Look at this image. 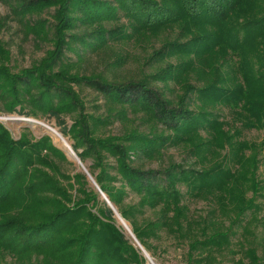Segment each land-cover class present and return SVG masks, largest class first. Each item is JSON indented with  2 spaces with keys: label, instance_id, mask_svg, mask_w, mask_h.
I'll return each instance as SVG.
<instances>
[{
  "label": "trees",
  "instance_id": "16d2710c",
  "mask_svg": "<svg viewBox=\"0 0 264 264\" xmlns=\"http://www.w3.org/2000/svg\"><path fill=\"white\" fill-rule=\"evenodd\" d=\"M0 1V29L14 21L53 44L14 69L0 37V111L66 123L148 251L165 234L186 264H264V138L244 137L264 132V0ZM161 32L171 37L123 76L129 55L114 46ZM92 56L103 70L82 71ZM85 90L103 100L92 112ZM117 122L119 133L107 130ZM170 148L183 162L166 158ZM53 155L67 158L50 135L15 138L0 122V264H146L87 174L64 173ZM202 200L206 210H193Z\"/></svg>",
  "mask_w": 264,
  "mask_h": 264
},
{
  "label": "rangeland",
  "instance_id": "374dc122",
  "mask_svg": "<svg viewBox=\"0 0 264 264\" xmlns=\"http://www.w3.org/2000/svg\"><path fill=\"white\" fill-rule=\"evenodd\" d=\"M7 13H8L7 6L3 2L0 1V17L6 15ZM43 17L50 19V13H44ZM169 36L171 37V35L168 32H161L151 37H148L147 39H144L142 42H134L130 44H122V45L114 46L117 50L127 49V52L129 55L130 63H128L125 69H123L122 75L130 76L129 73L134 72L135 69H137L138 66H140L139 64H141V60L139 58L142 55L146 54L147 52L152 51L154 48H158L160 44L163 42V40H165ZM0 37H2L8 43V46L11 49V52H12L11 65L14 67V69H19L22 67H29L34 60L42 58L46 54V51L48 49L53 48V44L48 41L37 43L33 37V34L28 35L26 37L22 29L20 28V26L14 21L9 22L8 27H2L0 29ZM68 56H72L73 59H76V55L72 51H68ZM101 64H102L101 57L98 58V57L92 56V58H90L89 60L81 62L79 68L82 71H85V70L101 71L103 70V65L101 66ZM194 80L195 78H193V82H195ZM84 95H85V99L87 100L86 101L87 109L90 112L95 110V107H94L95 104H99V103L102 104L103 102L102 99L97 98L96 93H93L89 90H85ZM100 111L102 112L103 109H101ZM223 111L224 113H227L228 109H223ZM230 115L229 116H230V120H231L233 127L235 125H239L238 123H236V120L234 119L233 114L230 113ZM130 116L131 118L133 117L135 119L134 114H130ZM135 120H137V118ZM66 121L69 124L71 123V120L69 117L66 118ZM0 122H3L9 128V130L12 132L15 138H19L20 134L27 129L31 136H35L37 138L45 134L50 135L53 139L54 144L57 147L64 150L67 156V158H60L59 156L53 155V158L57 162V164L60 166V169L64 173L70 174V175H73L76 172H84L87 174V172L83 168V166H85L89 170L87 165L83 161L82 163H80L79 161L75 160L72 156H70L65 146L61 142H59L54 136H52L41 124L45 122V124H48L56 128L57 130H59V132L64 136V138L67 140L69 145L72 147V140H70L68 136L64 135V132L66 130V127H65L66 123L64 124L63 122H60L57 118L53 116L50 118L43 117L41 119L34 118L32 116H28L27 114L20 113L18 110L12 113H6V112L0 111ZM139 124L140 123L138 121L134 123V125H138V126ZM121 128L122 126H120V124L117 122L114 125H109L107 130H110L115 133H119ZM244 137L246 138V140H249V141L261 142L264 138V132L253 128V129L245 130ZM168 156L169 158L171 157L177 162H183V159L185 158V152L181 149L179 150L177 148H170L168 151H166V158ZM148 167L157 168L158 162L157 161L149 162ZM259 174H260V177L264 179V163H262L260 166ZM87 176L90 179L93 186H95V188L98 189L88 174ZM100 196H101V199L105 201L101 193H100ZM191 207L193 210L203 212L207 208V203L203 200L202 201H192ZM259 216L264 218V210L260 212ZM116 217L118 218L120 224H122V220L119 218L117 214H116ZM126 224L130 227L132 231L131 225L128 222H126ZM124 228H125L127 235L133 241V244L137 248L140 249L141 253L144 254V256H145V253L149 255V258L145 256V258L147 259L146 264H151L152 260L158 264H186L185 257H184V247L177 244L172 238H169L164 234L162 238L155 240L156 248H153L151 249V251H148L140 243V241L136 238L133 231H132L133 233L132 235L125 226ZM258 231H259L258 232L259 240L264 239L263 225H259Z\"/></svg>",
  "mask_w": 264,
  "mask_h": 264
},
{
  "label": "water",
  "instance_id": "95a60500",
  "mask_svg": "<svg viewBox=\"0 0 264 264\" xmlns=\"http://www.w3.org/2000/svg\"><path fill=\"white\" fill-rule=\"evenodd\" d=\"M70 150L72 152V154L78 159V161L80 163H82V161L80 160V158L77 156L76 152L73 150V148L70 146ZM83 165V164H82ZM84 170L87 172V174L89 175V177L92 179V181L95 183V185L97 186L98 190L100 191V193L103 195L105 201L112 207V209L115 211V213L119 216V218L122 220V224L130 231V233L133 235L130 227L126 224L125 220L121 217L120 213L118 212L117 207L110 201L109 197L102 191L101 187L99 186L98 182L96 181L95 177L89 172V170L83 166ZM145 256H147V258H149V255L145 253ZM153 261H151L152 264Z\"/></svg>",
  "mask_w": 264,
  "mask_h": 264
},
{
  "label": "bare ground",
  "instance_id": "6f19581e",
  "mask_svg": "<svg viewBox=\"0 0 264 264\" xmlns=\"http://www.w3.org/2000/svg\"><path fill=\"white\" fill-rule=\"evenodd\" d=\"M44 128L52 135L54 136L59 142H61L65 148L68 150L70 156H72L75 160L78 161V159L72 154L71 150H70V145L69 143L67 142V140L64 138V136L59 132V130H57L56 128L48 125V124H45L44 123H41ZM153 261V260H152ZM152 264H158L156 263L155 261L152 262Z\"/></svg>",
  "mask_w": 264,
  "mask_h": 264
}]
</instances>
